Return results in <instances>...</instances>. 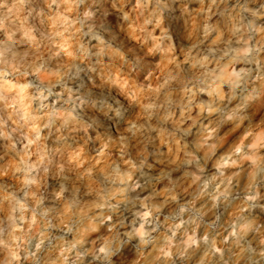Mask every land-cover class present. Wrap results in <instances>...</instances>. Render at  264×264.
Wrapping results in <instances>:
<instances>
[{
  "label": "clouds",
  "instance_id": "obj_1",
  "mask_svg": "<svg viewBox=\"0 0 264 264\" xmlns=\"http://www.w3.org/2000/svg\"><path fill=\"white\" fill-rule=\"evenodd\" d=\"M0 264H264V0H0Z\"/></svg>",
  "mask_w": 264,
  "mask_h": 264
}]
</instances>
